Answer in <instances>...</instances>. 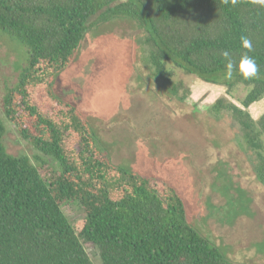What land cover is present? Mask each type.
Wrapping results in <instances>:
<instances>
[{"label": "trees", "instance_id": "1", "mask_svg": "<svg viewBox=\"0 0 264 264\" xmlns=\"http://www.w3.org/2000/svg\"><path fill=\"white\" fill-rule=\"evenodd\" d=\"M116 1L103 11L104 19L126 17L145 31L157 80L170 82L184 72L226 86L227 96L212 109L229 111L242 126L264 184V113L255 119L248 110L264 98V8L252 0H0V32L27 49L3 110L47 156L34 162L26 154H10L0 114V264H95L83 240L98 248L102 264H235L188 221L173 187L114 164L90 120L54 90L97 12ZM242 37L252 42L248 55L258 73L244 80L234 72L226 81L221 54L227 50L238 62L247 51ZM238 83L250 87L241 105L228 98ZM170 89L191 94L182 81ZM164 156L174 157V151L168 148ZM72 202L85 211L76 224L63 211Z\"/></svg>", "mask_w": 264, "mask_h": 264}, {"label": "rangeland", "instance_id": "2", "mask_svg": "<svg viewBox=\"0 0 264 264\" xmlns=\"http://www.w3.org/2000/svg\"><path fill=\"white\" fill-rule=\"evenodd\" d=\"M117 4L97 12L96 24L54 90L90 120L114 164L173 187L184 201L188 221L231 261L264 264V184L258 178L257 152L246 144L242 126L229 111L212 109L219 97L227 96L226 86L184 72L170 82L157 80L143 42L145 31L126 17L104 19L103 11ZM26 52L15 37L0 32L3 143L10 154H26L37 162L47 156L21 136L3 110L4 95L17 82ZM174 81L190 86L191 94L179 90L174 95ZM249 91L238 83L228 98L241 105L239 99ZM248 110L259 118L264 98ZM168 148L174 157L164 156ZM63 211L72 224L85 216L78 202L66 204ZM83 243L93 262L102 264L98 248Z\"/></svg>", "mask_w": 264, "mask_h": 264}, {"label": "clouds", "instance_id": "3", "mask_svg": "<svg viewBox=\"0 0 264 264\" xmlns=\"http://www.w3.org/2000/svg\"><path fill=\"white\" fill-rule=\"evenodd\" d=\"M237 2L238 0H232L233 5H235ZM252 3L264 8V0H252ZM241 45L247 51L240 57L238 62H234L230 58V54L227 50L221 54L226 61L225 72L222 77V79L226 81L233 80L234 72L238 73L244 80L253 79L258 73V66L255 59L248 55V52H251L253 49L251 40H249L247 37H242Z\"/></svg>", "mask_w": 264, "mask_h": 264}]
</instances>
